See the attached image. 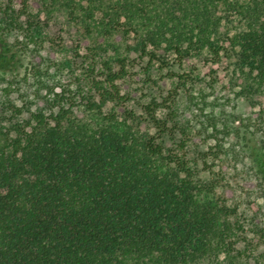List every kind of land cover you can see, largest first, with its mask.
<instances>
[{
    "label": "trees",
    "instance_id": "16d2710c",
    "mask_svg": "<svg viewBox=\"0 0 264 264\" xmlns=\"http://www.w3.org/2000/svg\"><path fill=\"white\" fill-rule=\"evenodd\" d=\"M38 2L46 17L62 15L90 39L104 80L85 98L84 117L64 90L53 93L49 114L0 117V264H264L263 146L249 149L259 191L246 199L247 215L228 201L233 177L208 164V152L209 175H199L188 151L197 135L182 127L166 149V121L149 106L154 133L131 114L104 110L122 98L116 81L130 53L152 48L180 59L204 49L225 54L246 90H264V0ZM21 10L32 40L42 25L29 0ZM4 13L8 25H21L14 11Z\"/></svg>",
    "mask_w": 264,
    "mask_h": 264
},
{
    "label": "rangeland",
    "instance_id": "374dc122",
    "mask_svg": "<svg viewBox=\"0 0 264 264\" xmlns=\"http://www.w3.org/2000/svg\"><path fill=\"white\" fill-rule=\"evenodd\" d=\"M29 2L42 25L32 40L27 17L21 14L22 0H0V117L8 119L15 113L28 117L35 111L49 114L56 110L53 93L62 90L70 97L67 101L72 102L74 114L84 117L85 98L96 97L95 81L104 80L101 59L92 58L90 39L83 38L73 23L59 14L48 18L38 0ZM5 10L19 15L21 25H8ZM147 51L130 53L126 72L116 81L122 98L108 101L104 110L131 114L141 131L154 133L149 106L166 121L162 135L166 149H174L182 127L197 135L188 151L191 160L198 159L199 175H209L202 160V153L208 152L207 163L222 167L236 181L225 193L228 201L241 202V210L249 215L246 199L256 198L259 191V181L250 170L254 164L249 149L264 148V90H246L234 58L225 54L204 49L180 59L164 48ZM216 145L220 154L212 158ZM257 201L264 227V203Z\"/></svg>",
    "mask_w": 264,
    "mask_h": 264
}]
</instances>
